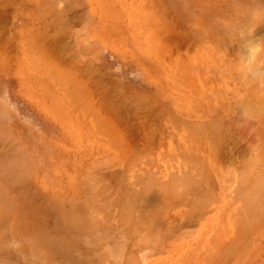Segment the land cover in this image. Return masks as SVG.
I'll return each instance as SVG.
<instances>
[{
    "label": "rangeland",
    "instance_id": "obj_1",
    "mask_svg": "<svg viewBox=\"0 0 264 264\" xmlns=\"http://www.w3.org/2000/svg\"><path fill=\"white\" fill-rule=\"evenodd\" d=\"M257 40L264 0H0V264H264Z\"/></svg>",
    "mask_w": 264,
    "mask_h": 264
},
{
    "label": "bare ground",
    "instance_id": "obj_2",
    "mask_svg": "<svg viewBox=\"0 0 264 264\" xmlns=\"http://www.w3.org/2000/svg\"><path fill=\"white\" fill-rule=\"evenodd\" d=\"M242 37H243V36H242ZM247 40H248V39H247ZM46 71H48V73H49L50 70H46ZM46 71H45V72H46ZM51 75H52V74H51ZM60 75H61V74H60ZM60 75H59V76H60ZM261 75H262V74H261ZM64 76H65V74H64ZM52 78H56V77H55V76H52ZM59 78L62 80L61 77H59ZM68 78H69V77H68ZM63 79H64V78H63ZM56 80H57V79H55V81H56ZM63 81H64V80H63ZM65 81H66V79H65ZM56 82H57V81H56ZM67 83H68V82H67ZM69 84H70V83H69ZM69 84H67V86H68ZM70 87H71V86H70ZM69 90H70V89H69ZM69 90H68V91H69ZM71 90H72V89H71ZM76 91H77V90H76ZM263 92H264V91H263ZM78 93H79V91H78ZM83 93H84V92H83ZM71 94H73V93L70 92L69 95H71ZM79 94H80V93H79ZM79 94H76V95H79ZM85 94H86V93H85ZM257 94H258V93H257ZM69 95H68V97H69ZM82 96H83V95H82ZM70 97H71V96H70ZM73 97L75 98L74 95H73ZM250 98H251V97H250ZM74 100H75V99H74ZM74 100H73V102H74ZM80 100L84 102V100H82V97H81ZM78 102H80V101H78ZM248 102H249V101H248ZM252 102H253V101H252ZM263 102H264V100L262 99V103H263ZM70 103H71V102H70ZM242 103H243V102H242ZM244 105H245V103H244ZM253 105H254V104H253ZM258 105H259V104H258ZM250 106H251V104H250ZM250 106H249V107H250ZM244 107H246V106H244ZM247 107H248V106H247ZM74 108H76V107H74ZM241 108H242V107H241ZM251 110H252V108H251ZM253 110H254V109H253ZM248 113H250V112H248ZM252 114H254V113H252ZM252 114H251V116H252ZM257 114H258V111H257ZM257 114H256V115H257ZM256 115H255V116H256ZM245 116H246V115H245ZM214 122H215V121H214ZM212 124H215V123H212ZM210 125H211V124H210ZM210 125H209V128H212V126H213V127L216 126V124H215V125H211V127H210ZM216 128H217V127H216ZM258 129H259V128H258ZM258 129H257V130H258ZM210 130H211V129H210ZM254 130H255V129H254ZM214 132H215V129H214ZM218 132H219V131H218ZM212 134H213V133H212ZM214 134H215V133H214ZM151 135H152V134H151ZM215 135H216V134H215ZM215 135H214V137H215ZM263 135H264V134H262V136H263ZM212 136H213V135H212ZM219 137H220V136H219ZM211 140H213V138H211ZM217 142H218V141H217ZM237 142H238V141H237ZM213 143H214V141H213ZM219 143H220V142H219ZM219 145H220V144H219ZM208 146H209V145H208ZM211 146H212V145H211ZM215 146H216V145H215ZM217 146H218V145H217ZM249 148H250V147H249ZM261 149H262V147H261ZM261 149L259 148V150H261ZM263 149H264V147H263ZM189 150H190V149H189ZM250 150H251V149H250ZM257 150H258V149H257ZM259 153H260V152H259ZM193 155H194V154H193ZM255 155H256V154H255ZM255 155H252L253 158H252V157H249V158L252 159V161H253V159H255V161H256V159L258 158V156L254 158ZM258 155H259V154H258ZM190 156H191V155H190ZM250 156H251V155H250ZM188 157H189V156H188ZM260 157H261V156H259V158H260ZM18 159H19V158H18ZM182 159H183V157H182ZM192 159L194 160V157H192ZM192 159H191V160H192ZM247 159H248V158H246V160H245L246 163H247V165L243 164V165L246 166L245 169H246L247 166H249V164H250V162H249L250 159H249V160H247ZM185 160H187V158H186ZM196 160H197V159H196ZM196 160H194V161L196 162ZM200 160H201V159H200ZM257 160H258V159H257ZM19 161H21V160H19ZM262 161H263V159L261 160V162H262ZM17 162H18V161H17ZM199 162H200V161H199ZM248 162H249V163H248ZM258 162H259V160H258ZM258 162H257V163H258ZM18 163H19V162H18ZM196 163H198V162H196ZM254 163H255V162H254ZM257 163L255 164V166L257 165ZM191 164H192V163H191ZM218 164H219V163H218ZM239 164H241V163H239ZM188 166H189V165H188ZM195 166H196V165H195ZM192 167H193V166H192ZM249 167L251 168L252 166H249ZM249 167H248V169H249ZM253 167H254V166H253ZM253 167H252V169H253ZM193 168H194V167H193ZM235 168H237V167H235ZM241 168H242V167H241ZM241 168H240V169H241ZM243 168H244V166H243ZM254 169H255V168H254ZM254 169H253V170H254ZM258 169H259V168H258ZM258 169H257V170H258ZM235 170H236V169H235ZM249 170L252 172L251 169H249ZM123 171H124V170H123ZM242 171H243V175H246V173L248 174V171L245 170L246 173L244 172V170H242ZM259 171H260V170H259ZM188 172H189V170H188ZM237 172H238V171H237ZM253 172H254V171H253ZM255 172H256V173H259L258 171H255ZM255 172H254V175L251 173V174L254 176V178H255ZM208 173H209V172H208ZM238 173H240V172H238ZM238 173H237V175L239 176ZM244 173H245V174H244ZM121 174H122V173H121ZM206 174H207V173H206ZM249 174H250V173H249ZM251 174H250V176L247 175L248 177L246 176V177L248 178V180H247V178L244 179V176H243V181H247V182L240 183V181H242V180H241V179H242V178H241L242 175H241V173H240V176H239V177H240V180H239V178L237 177L238 180H239L238 182L240 183V185H239V183H238L236 188H239V186H240V187H241V186H242V187L244 186V188H246L245 185L249 182V179H250V177L252 176ZM196 175H197V174H196ZM263 175H264V174H263ZM222 176H223V175H222ZM191 177H192V176H191ZM223 178H224V177H223ZM256 178H258V175H257ZM262 178H263V179H261V181L264 180V176H262ZM118 179H120V178H118ZM259 179H260V175H259ZM259 179H258V180H259ZM137 180H138V179H137ZM253 180H254V179H253ZM117 181H118V180H117ZM121 181H122V180H121ZM254 181H255V180H254ZM153 182H154V181H153ZM164 182H165V181H164ZM255 182H256V181H255ZM257 182H258V181H257ZM263 182H264V181H263ZM263 182H260V180H259V183H260V184L263 183ZM166 183H167V182H166ZM244 183H245V185H244ZM250 183H251V181L249 182V184L246 185V186H248L246 189H249V187H250V189H249L250 191H249V192H250V193L252 192V193L254 194V191H251V190H252L251 187H252L253 189L256 190V189H258V187H259L258 185H260V184H259V183H256V184H255V183L252 182V183H251L252 185H251ZM249 185H250V186H249ZM255 185L258 186V187H257V188H254ZM146 186H147V185H146ZM153 186H154V185H153ZM155 186H157V185L155 184ZM262 186H263V185H261L260 188H262ZM147 187H148V186H147ZM242 187L238 189V192L241 191V189H243ZM263 187H264V186H263ZM156 188H157V187H156ZM158 188H159V187H158ZM161 188H162V187H161ZM199 188H200V187H199ZM146 189L149 190V188H146ZM246 189H245V190H246ZM262 189H263V191H262V194H261L260 196H262V195L264 194V188H262ZM119 190H120V189H119ZM147 190H146V191H147ZM245 190H242V191H245ZM123 191H124V193L127 192V190H125V189H124ZM143 191L145 192V195H147L145 189H144ZM128 192L130 193L129 196H131L132 194L134 195V194L137 193V192H136V193L134 192V193L131 194V191H128ZM138 192H139V191H138ZM249 192H248V193H249ZM124 193H123V194H124ZM142 193H143V192H142ZM163 193H164V192H163ZM189 193H190V192H189ZM239 193H241V192H239ZM255 193H256V192H255ZM259 193H261V192H259ZM259 193H257V196L259 195ZM174 194H176V193H174ZM174 194H173V195H174ZM186 194H187V193H186ZM234 194H235V192H234ZM241 194H242V193H241ZM143 195H144V193H143ZM143 195H141V196H143ZM249 195H250V194H248V197L252 196V195H250V196H249ZM129 196H128V197H129ZM183 196H184V195H183ZM234 196H236V195H234ZM239 196H240V198L242 197V195H239ZM246 196H247V195H246ZM246 196H245V198H244V197H242V198H244L245 200L247 199L248 202L250 201V198H251V200H252V198H253V197H250V198L247 197V198H246ZM257 196H256V197H257ZM260 196H259V197H260ZM162 197H163V196H162ZM178 197H179V196H178ZM125 198H126V197H125ZM132 198H135V196L132 197ZM174 198H177V197L174 196ZM257 198H258V197H257ZM2 199H3V198H2ZM4 199H5V198H4ZM6 199H7V198H6ZM22 199H23V198H22ZM117 200H118V199H117ZM129 200H130V199H129ZM139 200H140V199H139ZM166 200H167V198H166ZM200 200H201V199H200ZM242 200H243V199H242ZM242 200H241V201H242ZM7 201H8V200H7ZM9 201H11V200H9ZM9 201H8V202H9ZM27 201H28V200H27ZM123 201H125V199H124ZM167 201H168V200H167ZM195 201H196V200H195ZM198 201H199V199H198ZM198 201H197V202H198ZM243 201H244V200H243ZM253 201H254V200H253ZM253 201H252V203H253ZM263 201H264V200H262L261 202H263ZM200 202H201V201H200ZM1 203H3L2 207H1V209H2V208L4 207V202H1ZM1 203H0V205H1ZM9 203H11V202H9ZM125 203L127 204L128 202H124V204H125ZM244 203L247 204V202H244ZM126 204L124 205L125 207L128 206V204H127V205H126ZM191 204H192V203H191ZM250 204H251V203H250ZM253 204H254V203H253ZM253 204H252V205H253ZM5 205H6L5 207H6V209H7V205H8V204H5ZM115 205L120 206V205H118V204H115ZM133 205H134V204H133ZM137 205H138V204H137ZM175 205H176V204H175ZM196 205H197V204H196ZM260 205H261V203H260ZM121 206H122V205H121ZM121 206H120L119 208H122V210H130L129 208L126 209L124 206H122V207H121ZM261 206H262V205H261ZM135 207H136V206H135ZM191 207H192V206H191ZM199 207H200V206H199ZM158 208H159V206H158ZM158 208H157V209H158ZM4 209H5V208H4ZM9 209H10V208H9ZM9 209H7V210H9ZM11 209H12V208H11ZM141 209H143L142 206H141ZM152 209H154V208H152ZM157 209H156V210H157ZM256 209H257V208H256ZM156 210H155V212L158 211V210H157V211H156ZM238 210H240V209H238ZM131 211H133V213H134V210H131ZM131 211H130V214H131ZM125 212H126V211H125ZM140 212H141V210H140ZM149 212H151V210H150ZM152 212H153V211H152ZM158 212H159V211H158ZM197 212H198V211H197ZM240 212H241V211H240ZM119 213H121V211H120ZM128 213H129V211H128ZM128 213L126 212L125 214H127V216H128ZM151 214H152V213H151ZM154 214H155V213H154ZM159 214H160V212H159ZM243 214H244V213H243ZM156 215H158V214H156ZM8 216H9V215H8ZM134 216H136V215L134 214ZM139 216H140V217H139ZM139 216H138V218H141L142 213H141ZM136 217H137V216H136ZM142 217H143V216H142ZM144 217H145V216H144ZM150 217H151V216H148L147 218H150ZM200 217H201V216H200ZM138 218H137V219H138ZM147 218H146V219H147ZM137 219H135V220H137ZM129 221H130V219H129ZM137 221H139V220H137ZM135 222H136V221H135ZM141 222H143V221L141 220ZM131 223H132V221H131ZM120 224H122V223H120ZM133 224H134V223H132L131 226H133ZM135 224H136V223H135ZM140 225H141V223H140ZM142 225L144 226V224H142ZM145 225H146V224H145ZM129 226H130V225H129ZM144 227H145V226H144ZM153 227H154V226H153ZM134 228L136 229L137 227L135 226ZM150 228H151V227H150ZM150 228H149V229H150ZM128 229H130V228L128 227ZM131 229H132V228H131ZM155 229H156V227H155ZM142 230H143V229H142ZM142 230H141V231H142ZM151 230H152V229H151ZM151 230H150V231H151ZM137 231H138L137 233H139L140 230H137ZM141 231H140V232H141ZM142 232H143V231H142ZM134 233H135V232H134ZM143 234H145V233H143ZM143 234H142V236H143ZM130 235H131V234H130ZM145 235H146V234H145ZM42 252H43V251H42ZM39 253H40V252H39ZM101 253H103V252H101ZM101 256H102V255H101ZM99 257H100V256H99ZM128 258H129V257H128ZM132 261H133V259H132ZM55 262H56V261H55ZM99 262H100V261H99ZM61 264H62V263H61ZM100 264H101V263H100Z\"/></svg>",
    "mask_w": 264,
    "mask_h": 264
},
{
    "label": "clouds",
    "instance_id": "obj_3",
    "mask_svg": "<svg viewBox=\"0 0 264 264\" xmlns=\"http://www.w3.org/2000/svg\"><path fill=\"white\" fill-rule=\"evenodd\" d=\"M244 48L245 58L242 62V70L249 74H255L258 71V68L256 67L257 58L262 52H264V45L258 40L255 42L246 41Z\"/></svg>",
    "mask_w": 264,
    "mask_h": 264
}]
</instances>
